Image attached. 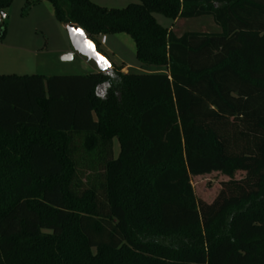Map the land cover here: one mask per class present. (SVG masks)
I'll use <instances>...</instances> for the list:
<instances>
[{"label": "trees", "instance_id": "obj_1", "mask_svg": "<svg viewBox=\"0 0 264 264\" xmlns=\"http://www.w3.org/2000/svg\"><path fill=\"white\" fill-rule=\"evenodd\" d=\"M43 1L98 52L125 34L163 70L0 75V264H264V0ZM213 173L228 180L196 199Z\"/></svg>", "mask_w": 264, "mask_h": 264}, {"label": "rangeland", "instance_id": "obj_2", "mask_svg": "<svg viewBox=\"0 0 264 264\" xmlns=\"http://www.w3.org/2000/svg\"><path fill=\"white\" fill-rule=\"evenodd\" d=\"M97 6L107 9H123L134 0H90ZM156 23L171 29L176 36L186 32L219 33L220 29L212 18L204 16L196 19L172 21L160 14L153 15ZM5 34L0 39V75L31 76H72L87 75L96 71L95 64L73 52L64 26L53 17L52 8L47 2L33 3V0H12L5 14L0 13ZM101 37V36H100ZM107 43L99 44V53L113 65L136 64L130 47L133 41L127 35L105 36ZM72 59L69 61V56ZM157 69V68H156ZM160 72L163 69H160ZM135 73L134 71H131ZM159 72V73H160ZM114 147L118 144L114 141ZM118 150H113L116 158ZM243 177L236 173L235 179ZM228 178L213 173L191 178L196 199L210 203L220 189L221 182Z\"/></svg>", "mask_w": 264, "mask_h": 264}, {"label": "water", "instance_id": "obj_3", "mask_svg": "<svg viewBox=\"0 0 264 264\" xmlns=\"http://www.w3.org/2000/svg\"><path fill=\"white\" fill-rule=\"evenodd\" d=\"M64 29L74 53L85 58L87 62L92 61L96 66V72L104 75L111 73V63L96 50L94 43L88 39L82 29L73 24L65 25ZM72 56L70 54L69 58L71 59Z\"/></svg>", "mask_w": 264, "mask_h": 264}, {"label": "crops", "instance_id": "obj_4", "mask_svg": "<svg viewBox=\"0 0 264 264\" xmlns=\"http://www.w3.org/2000/svg\"><path fill=\"white\" fill-rule=\"evenodd\" d=\"M0 24H1V21H0ZM169 30H171V29L169 28ZM97 42L100 44V36L97 38ZM106 43H107V39L105 38V42L103 44H101V45H105ZM130 47L132 48V51L135 53L134 43ZM116 67L117 68H121L122 67V70H121L122 73H132L131 71H134L135 73H139V74H149V73H159L160 72V70L158 68L156 69L155 67H148V68L140 67L139 65L133 64V63H130V64L120 63V65H118ZM93 72H96V71H93ZM114 141H116V140L114 139L113 142H112V149L113 150H118V148L116 149V147H114Z\"/></svg>", "mask_w": 264, "mask_h": 264}, {"label": "built area", "instance_id": "obj_5", "mask_svg": "<svg viewBox=\"0 0 264 264\" xmlns=\"http://www.w3.org/2000/svg\"><path fill=\"white\" fill-rule=\"evenodd\" d=\"M105 42V37L104 36H101L100 37V44H103Z\"/></svg>", "mask_w": 264, "mask_h": 264}]
</instances>
